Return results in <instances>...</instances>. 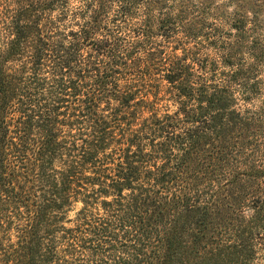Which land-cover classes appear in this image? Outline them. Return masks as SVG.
<instances>
[{
    "label": "trees",
    "instance_id": "obj_1",
    "mask_svg": "<svg viewBox=\"0 0 264 264\" xmlns=\"http://www.w3.org/2000/svg\"><path fill=\"white\" fill-rule=\"evenodd\" d=\"M134 2L83 0L56 15H12L0 49V228L12 225L16 241L3 244L0 233V264H250L264 246V168L257 177L231 156L242 131L232 84L244 83L243 66L230 65L245 30L236 27L219 62L209 61L194 27L174 15L158 20L153 42L147 12L139 46L125 52L135 51L128 59L151 83L139 104L116 78ZM259 54L254 42L252 59ZM12 58L16 68L6 64ZM158 81L176 110L127 128ZM119 107L130 112L109 131ZM76 123L77 137L61 139L60 129Z\"/></svg>",
    "mask_w": 264,
    "mask_h": 264
},
{
    "label": "rangeland",
    "instance_id": "obj_2",
    "mask_svg": "<svg viewBox=\"0 0 264 264\" xmlns=\"http://www.w3.org/2000/svg\"><path fill=\"white\" fill-rule=\"evenodd\" d=\"M0 0V49L5 45L8 36V28L11 26L12 15L24 9H30L35 12H43L50 15H56L64 5L69 9L79 7L83 0ZM153 6L146 3L145 0H135L131 6L132 13L128 15L127 24L122 27V37L125 42L121 52L125 53L126 50H133L139 46L137 41L142 39L141 27L142 20L148 14L147 24L154 28L148 33L152 35L153 40H159L157 37L156 28L158 20L167 14L174 15L176 24H189L194 27L197 36L193 38L196 42H200L201 46L198 50L201 56H209L208 60H216L219 62L221 52L227 49L230 44L235 41L237 37L236 27H242L245 30L243 34V46L237 49V55L232 58V66L242 67L241 80L243 86L239 88L233 85L234 97L233 110L235 118H239L242 126L241 136L238 146L232 145V157L237 161V165L242 168L251 170L253 174L259 177L258 172L263 171L264 168V0H154ZM64 3V4H63ZM66 3V4H65ZM63 4V5H61ZM117 3H113L110 8V13L116 10ZM139 36V37H138ZM182 40L183 46L192 47L194 40ZM150 41V40H149ZM154 42V41H153ZM253 42V43H252ZM254 42L257 45V50L260 54L258 58L252 59L251 50ZM148 44V41H143ZM132 44V45H130ZM143 48V47H141ZM135 52V51H134ZM126 53L127 63L120 66L119 75L116 76L119 87L131 90L134 102L140 101L147 94V85L142 81L143 75L146 70L142 67L132 66L128 58L132 57L133 53ZM179 53V52H178ZM16 58V57H15ZM15 58L9 59L6 64L16 68L19 62ZM229 69V67H226ZM221 70V67H220ZM150 74L152 78L158 79V75ZM153 74H155L153 76ZM221 76L218 75L217 78ZM148 78V77H146ZM160 80V79H158ZM159 87L150 90L149 105L144 108L136 105L129 121L125 122L128 127L137 129L141 123L149 118L151 114L160 116L166 112L172 113L176 110L177 106L170 100L168 92L165 89L164 81H158ZM132 102L131 104H134ZM103 105H101V108ZM128 108L119 107L115 110L117 116L110 118V130H116L118 124H123L127 118ZM105 115H109L104 111ZM118 118V119H116ZM78 124L75 126L64 125L61 128V139H72L77 137ZM234 140V135H232ZM81 142L79 137L76 139ZM240 149H237V148ZM58 164V163H56ZM34 191L36 200H40L42 191L45 185L43 181L38 180L34 183ZM43 188V190H40ZM82 204L76 202L72 204L70 210L66 212L62 224L66 227L73 226L76 215L81 208ZM56 210L55 208L51 209ZM96 212L101 213L95 210ZM1 241L3 244L15 242V231L12 225L4 223L0 228ZM9 238V239H7ZM264 244V240L261 241ZM250 264H264V246H257L256 257Z\"/></svg>",
    "mask_w": 264,
    "mask_h": 264
}]
</instances>
